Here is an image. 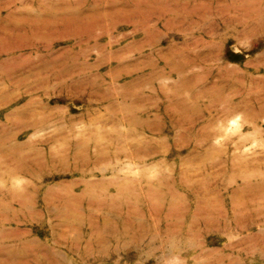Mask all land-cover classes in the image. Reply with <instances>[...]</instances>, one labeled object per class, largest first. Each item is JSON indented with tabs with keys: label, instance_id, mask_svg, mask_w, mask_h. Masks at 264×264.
<instances>
[{
	"label": "rangeland",
	"instance_id": "obj_1",
	"mask_svg": "<svg viewBox=\"0 0 264 264\" xmlns=\"http://www.w3.org/2000/svg\"><path fill=\"white\" fill-rule=\"evenodd\" d=\"M0 264H264V0H0Z\"/></svg>",
	"mask_w": 264,
	"mask_h": 264
}]
</instances>
